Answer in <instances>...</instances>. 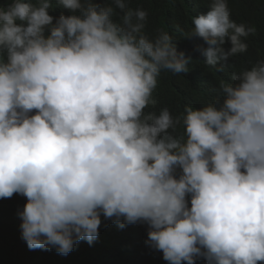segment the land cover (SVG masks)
Wrapping results in <instances>:
<instances>
[{"label":"clouds","instance_id":"1","mask_svg":"<svg viewBox=\"0 0 264 264\" xmlns=\"http://www.w3.org/2000/svg\"><path fill=\"white\" fill-rule=\"evenodd\" d=\"M57 4L71 14L50 15L51 0L0 6V198L26 197L27 247L67 255L103 216L147 224L168 264L264 262V60L213 103L146 112L160 73H187L191 57L168 32L149 38L147 11L127 0ZM209 8L190 35L223 66L256 29L227 0Z\"/></svg>","mask_w":264,"mask_h":264},{"label":"trees","instance_id":"2","mask_svg":"<svg viewBox=\"0 0 264 264\" xmlns=\"http://www.w3.org/2000/svg\"><path fill=\"white\" fill-rule=\"evenodd\" d=\"M11 0H0L5 6ZM104 2V0H97ZM132 9L141 8L148 13L144 32L154 38L160 31L168 32L178 53L191 57L187 73L174 74L162 71L153 90L154 105L146 112L168 108L173 117L184 113L186 106L201 108L213 103L221 96V83H232L233 74L250 68L258 60H264V0H227L230 18L237 24L254 26L255 34L242 40L248 45L247 51L229 58L224 64L209 66L202 50L204 41L190 35L194 25L193 17L210 11V0H127ZM50 15L58 17L71 13L51 0ZM231 47L230 42L224 44ZM182 124L177 126L174 135H183ZM26 197L13 194L11 198H0V264H168L163 253L146 244L148 225L145 223L127 224L118 227L110 219L101 216L99 235L92 242L81 240L67 255L59 254L55 248L29 249L21 238V219ZM196 264H206L203 258ZM264 264V262H258Z\"/></svg>","mask_w":264,"mask_h":264}]
</instances>
